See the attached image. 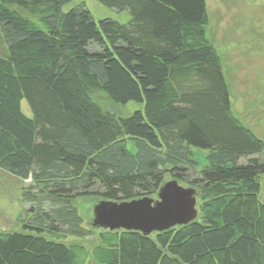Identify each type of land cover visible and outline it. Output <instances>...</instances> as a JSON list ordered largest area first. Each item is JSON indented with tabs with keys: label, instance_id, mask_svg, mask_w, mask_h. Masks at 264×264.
I'll return each instance as SVG.
<instances>
[{
	"label": "trees",
	"instance_id": "16d2710c",
	"mask_svg": "<svg viewBox=\"0 0 264 264\" xmlns=\"http://www.w3.org/2000/svg\"><path fill=\"white\" fill-rule=\"evenodd\" d=\"M72 1L0 0V169L22 200L0 264H264V142L231 112L207 0H96L126 24ZM167 180L195 191L187 225L97 229L74 204L156 200Z\"/></svg>",
	"mask_w": 264,
	"mask_h": 264
},
{
	"label": "rangeland",
	"instance_id": "374dc122",
	"mask_svg": "<svg viewBox=\"0 0 264 264\" xmlns=\"http://www.w3.org/2000/svg\"><path fill=\"white\" fill-rule=\"evenodd\" d=\"M81 3L85 4L95 21L111 19L120 24L129 21L127 12L108 9L96 0H73L63 7V11L67 12ZM207 15L206 38L220 57L231 96V112L264 142V0H207ZM93 99L118 117H126L142 109L135 103L113 104L102 94L94 95ZM129 150L132 151L131 148ZM191 151L199 165L206 163L208 151ZM260 182V196L264 203V176ZM20 185V180L0 169V233L21 228ZM99 201L92 198L74 201L88 226L93 225V208Z\"/></svg>",
	"mask_w": 264,
	"mask_h": 264
},
{
	"label": "water",
	"instance_id": "95a60500",
	"mask_svg": "<svg viewBox=\"0 0 264 264\" xmlns=\"http://www.w3.org/2000/svg\"><path fill=\"white\" fill-rule=\"evenodd\" d=\"M195 207V191L171 181L162 186L156 200L144 198L121 204L99 202L93 208V226L150 235L194 221Z\"/></svg>",
	"mask_w": 264,
	"mask_h": 264
}]
</instances>
